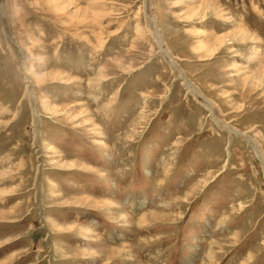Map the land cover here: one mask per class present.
Wrapping results in <instances>:
<instances>
[{
  "label": "rangeland",
  "instance_id": "obj_1",
  "mask_svg": "<svg viewBox=\"0 0 264 264\" xmlns=\"http://www.w3.org/2000/svg\"><path fill=\"white\" fill-rule=\"evenodd\" d=\"M0 264H264V0H0Z\"/></svg>",
  "mask_w": 264,
  "mask_h": 264
},
{
  "label": "bare ground",
  "instance_id": "obj_2",
  "mask_svg": "<svg viewBox=\"0 0 264 264\" xmlns=\"http://www.w3.org/2000/svg\"><path fill=\"white\" fill-rule=\"evenodd\" d=\"M134 200V199H133ZM138 200V199H137ZM145 201V199L144 198H142V200L141 199H139L137 202L139 203V204H141V203H143ZM155 212V211H154ZM154 212H152V210L150 211V212H148L150 215L152 214V215H157V214H154ZM148 213H145L144 215H148Z\"/></svg>",
  "mask_w": 264,
  "mask_h": 264
}]
</instances>
